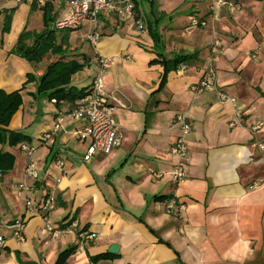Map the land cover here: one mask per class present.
<instances>
[{
	"label": "crops",
	"instance_id": "crops-1",
	"mask_svg": "<svg viewBox=\"0 0 264 264\" xmlns=\"http://www.w3.org/2000/svg\"><path fill=\"white\" fill-rule=\"evenodd\" d=\"M228 1L231 6L216 0H135L133 18L99 13L96 45L87 40L94 29L85 20L77 29L56 32L57 39L67 34L68 47L61 55L47 54L32 64L14 54L13 47L23 30L36 31L41 22L44 26L41 5L0 0V89L20 90L22 97L6 128L36 146L38 179H27L32 185L28 196L40 202L55 188V207L47 220L58 227L77 221L74 231L50 238L44 219L33 215L20 241L0 227L6 239L0 264H54L74 244L65 264H264V153L254 146L256 139L264 140V125L256 134L249 129L256 120L264 123V0ZM51 5L55 20L69 9L61 0ZM192 16L206 25L190 27ZM215 40L220 47L213 55ZM178 54L192 59L169 71L161 85L162 64L150 61ZM83 56L89 63L72 75L71 85L77 86L74 78L82 73L80 80L87 75V82L80 87H88L98 57H105V91L124 104L114 103L113 109L121 144L109 154L95 153L88 162L82 160L88 145L84 121L67 115L76 101L53 102L37 93L38 78L50 62ZM209 65L215 88L242 106V124L230 126L233 107L220 103L213 87L200 94L191 90ZM178 111L191 124L186 133L173 123ZM58 114L64 119L53 142L40 143L39 134ZM179 136L187 146V176L177 183L170 173L175 158L169 148ZM20 143H0V150L14 158L10 169L0 170V217L5 222L24 206L25 196L13 191L25 178ZM159 196L183 209L167 210L170 199L156 200ZM84 226L94 238L79 246L77 233ZM113 243L118 248L109 252ZM106 253L107 258L89 260Z\"/></svg>",
	"mask_w": 264,
	"mask_h": 264
},
{
	"label": "built area",
	"instance_id": "built-area-1",
	"mask_svg": "<svg viewBox=\"0 0 264 264\" xmlns=\"http://www.w3.org/2000/svg\"><path fill=\"white\" fill-rule=\"evenodd\" d=\"M16 3L29 2L32 0H14ZM53 0H36L39 5H44L46 2ZM64 1L68 7L69 12L60 19L54 20L51 24L56 30L69 29L74 30L79 28L85 20L92 23L93 31L87 35V40L96 45L100 32L98 31V15L102 12L117 13L123 18H133L135 11L134 0H61ZM219 5L231 6L232 3L228 0H216ZM212 14H215L214 7L211 8ZM190 27L198 28L206 25L204 19H199L195 16L190 17ZM261 42L264 43V36L261 38ZM220 43L215 40L211 44L210 51L213 55H216L219 51ZM99 63L98 71L93 76L87 93L80 99L76 100L74 106L69 109L67 115L76 119L84 121L83 136L88 139V145L85 153L82 156L83 161H90L92 156L99 152L102 154H109L115 148H117L122 141V135L118 123L114 117L113 109L114 103L120 106H124L117 97L113 94H108L105 91L104 82V67L107 59L105 57H98ZM213 70L209 65L200 79L191 86V90L195 94H200L206 89H213L216 92L217 99L220 103H226L233 107V116L230 126L242 124L243 111L242 106L237 103L236 98L229 95L227 92L215 88L213 80ZM55 102L54 99H52ZM64 115L58 114L55 117V121L52 126L46 131L39 134L38 140L42 144H51L53 142L56 132L60 129ZM173 123L177 124L182 133H186L191 129V124L187 121L184 112L178 111L173 117ZM262 125V121L256 120L249 125L250 132L256 134ZM254 146L264 153V140L256 139ZM20 151L26 157V165L24 169L25 178L16 183L13 187V191L20 195H24V206L22 212L17 215L11 221H3L0 217V227L8 228L11 230V236L17 240H22L23 229L28 218L33 215H40L44 221V230L50 236V238H56L61 233L74 231L77 227V221L73 220L70 224L62 227L53 225L47 220V214L54 209L56 201L55 188H50L44 198L40 202L32 201L28 194L32 189V185L27 183V179H38L37 163L34 159L36 153V146L30 142L23 141L19 144ZM169 153L175 158V163L171 170L172 178L175 182H182L187 176L186 169V153L187 146L182 136H179L176 141L170 146ZM56 164L62 167L63 163L57 159ZM156 176L159 173L152 171ZM167 210H182L183 205H176L173 199H170L165 204ZM177 206V207H176ZM78 245L83 246L94 238V233L87 230L78 231ZM6 239L0 234V253L5 248Z\"/></svg>",
	"mask_w": 264,
	"mask_h": 264
},
{
	"label": "trees",
	"instance_id": "trees-1",
	"mask_svg": "<svg viewBox=\"0 0 264 264\" xmlns=\"http://www.w3.org/2000/svg\"><path fill=\"white\" fill-rule=\"evenodd\" d=\"M36 0H32L31 7L34 8ZM135 4V0H134ZM135 8V7H134ZM43 10V22L44 26L41 31H28L23 30L13 47L14 54L26 59L28 62L34 64L46 57V55H61L68 47L67 34H63L59 39L56 36V29L50 26L52 23V17L50 13L52 11L51 2H46L41 5ZM8 15V14H7ZM151 35L154 39L155 46L158 45V37L155 32L151 31ZM151 60L150 63L159 62L162 64L163 73L161 76L160 84L163 85L165 81L166 74L176 69V67L184 62H189L192 57L188 54H178L171 59L162 58ZM89 63V60L83 56L81 60L75 58L63 59L60 57L57 60L50 62L44 72L38 78L37 93L47 96L49 100L54 99L55 102H60L62 100L73 103L76 100L82 98L89 88L82 87L77 88L71 85V77L75 73L81 71ZM31 76H28V80ZM22 103V97L20 90H15L12 92H5L0 89V143L8 144L14 146L22 141L29 140L26 136L21 135L18 132L11 131L6 128L9 124L12 115L19 108ZM14 158L11 154L2 152L0 150V170L2 172L10 169L13 165ZM170 199L167 196L156 197V200ZM74 219H70L67 223L63 225L66 226L70 224ZM84 226L80 231L85 230ZM77 248V245H70L58 254V257L54 264H65L68 256ZM109 254V253H108ZM99 254L95 256H89V260L94 262L101 258H107L110 255ZM24 264H36L34 262H26Z\"/></svg>",
	"mask_w": 264,
	"mask_h": 264
},
{
	"label": "rangeland",
	"instance_id": "rangeland-1",
	"mask_svg": "<svg viewBox=\"0 0 264 264\" xmlns=\"http://www.w3.org/2000/svg\"><path fill=\"white\" fill-rule=\"evenodd\" d=\"M62 12V11H61ZM67 12H69V9L67 8L66 9V11H63L61 14H62V16H60L59 18H62ZM54 20L55 19H53L52 20V23L54 22ZM51 23V24H52ZM51 24H50V26H51ZM42 26H43V24H42V22H41V25H40V27H39V29L37 28V30H36V32H39V31H41L42 30ZM52 27V26H51ZM63 30H65V31H70L69 29H63ZM63 30H57V31H63ZM56 31V32H57ZM86 71V70H85ZM80 75H82V73H80V74H78V76H76L74 79V84H76L77 86H78V88L80 87V86H82V85H85L86 84V82H87V75L85 76V78H82V80H80V78H81V76ZM79 77V78H78ZM76 86V87H77ZM81 88V87H80ZM257 133V132H256Z\"/></svg>",
	"mask_w": 264,
	"mask_h": 264
},
{
	"label": "water",
	"instance_id": "water-1",
	"mask_svg": "<svg viewBox=\"0 0 264 264\" xmlns=\"http://www.w3.org/2000/svg\"><path fill=\"white\" fill-rule=\"evenodd\" d=\"M117 248H118V245L113 243V244L109 247V252H116Z\"/></svg>",
	"mask_w": 264,
	"mask_h": 264
}]
</instances>
